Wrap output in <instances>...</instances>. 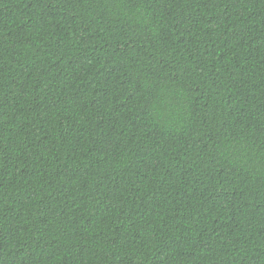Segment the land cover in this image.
Instances as JSON below:
<instances>
[{"label": "trees", "instance_id": "16d2710c", "mask_svg": "<svg viewBox=\"0 0 264 264\" xmlns=\"http://www.w3.org/2000/svg\"><path fill=\"white\" fill-rule=\"evenodd\" d=\"M0 264H264V0H0Z\"/></svg>", "mask_w": 264, "mask_h": 264}]
</instances>
